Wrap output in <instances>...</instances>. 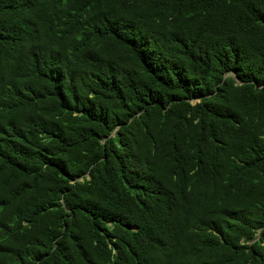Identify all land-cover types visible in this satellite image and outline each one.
<instances>
[{"label":"trees","instance_id":"obj_1","mask_svg":"<svg viewBox=\"0 0 264 264\" xmlns=\"http://www.w3.org/2000/svg\"><path fill=\"white\" fill-rule=\"evenodd\" d=\"M0 264H264V0H0Z\"/></svg>","mask_w":264,"mask_h":264},{"label":"clouds","instance_id":"obj_2","mask_svg":"<svg viewBox=\"0 0 264 264\" xmlns=\"http://www.w3.org/2000/svg\"><path fill=\"white\" fill-rule=\"evenodd\" d=\"M201 228H199V230H200ZM203 229H201V231H202Z\"/></svg>","mask_w":264,"mask_h":264}]
</instances>
